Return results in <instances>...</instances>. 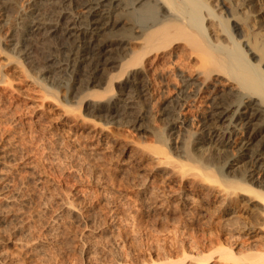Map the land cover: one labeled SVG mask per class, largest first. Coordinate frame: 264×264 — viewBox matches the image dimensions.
Instances as JSON below:
<instances>
[{"label":"rangeland","instance_id":"1","mask_svg":"<svg viewBox=\"0 0 264 264\" xmlns=\"http://www.w3.org/2000/svg\"><path fill=\"white\" fill-rule=\"evenodd\" d=\"M53 1L17 0L16 11L6 12L8 21H0V173H6L0 179V212L6 217L0 220V264H264L244 259L264 247L259 205L245 195L223 199L210 179L182 174L156 152L160 143L152 127L181 125L170 131L181 146L186 134L196 132L195 115L204 109V103L187 107L182 124L164 113L181 85L175 72L167 74L156 63L145 96L137 98L118 60L86 85L70 67L45 73L34 64ZM28 2L33 6L22 11ZM218 2L215 9L233 32L230 3L236 0H221L223 8ZM64 6L72 15L80 7L74 0ZM238 14L245 15V8ZM10 32L16 35L10 38ZM47 37L60 42L57 35ZM23 41H29L25 50ZM108 82L109 95L102 92ZM58 83L71 86L64 94ZM92 92L114 101L132 96L135 112L145 115L135 122L120 113L97 115L87 104L104 100ZM219 246L234 259L219 258Z\"/></svg>","mask_w":264,"mask_h":264},{"label":"bare ground","instance_id":"2","mask_svg":"<svg viewBox=\"0 0 264 264\" xmlns=\"http://www.w3.org/2000/svg\"><path fill=\"white\" fill-rule=\"evenodd\" d=\"M70 1L55 0L51 4L48 12V16L51 14L50 21L43 29L47 33L42 41L44 48L37 51L34 64L45 73L61 69L62 65L70 67L79 77L77 81L86 85L97 80L96 74L102 73L108 64L118 60L121 62L118 64L119 71L125 73L123 81L129 82L135 91L138 89L137 98H143L149 73L153 72L156 63H162V70L176 73L181 84L175 97L169 101L171 109L168 104L164 113L182 124L189 107L198 108L204 103V109L195 115L196 132L190 133V136L186 134L188 136L181 146L178 145V137L171 138L170 134L171 130L175 127L179 129L181 125L177 126L174 122L176 125L164 127L167 131L151 126L154 137L156 134L160 143L156 152L162 155L161 162L174 161L172 163L179 165V172L185 174L191 171L190 175L193 173L201 182L210 179L213 185H217L223 199L231 194L245 195L259 205L257 211L264 223L263 0L230 3V15L235 23L233 29H240L239 37L230 29L228 18L222 17L215 9L218 0L214 4L212 0H74L80 6L75 15L63 10L66 2ZM225 2L219 0V7L221 3L223 8ZM31 6L32 2H28L22 11L31 9ZM16 7L17 0H0V21L4 22L9 16L6 12L11 9L16 11ZM238 8H245V15L241 17ZM246 13L251 14L250 21ZM2 27L0 23V41L3 38ZM15 35V32L7 34L10 38ZM50 35L59 36L60 42L57 40L58 44H52V39L49 37V41L47 37ZM28 42H22L23 50ZM115 52L119 53L117 59L111 56ZM167 59L169 63H164ZM16 60L21 63L20 59ZM65 85L58 83L57 87L64 88L61 90L66 93L71 84ZM106 85L102 92L113 89L108 87L109 82ZM89 95L104 100L103 103L92 101L87 104L97 115L120 113L119 117L126 122H135L145 115L135 112L132 96L131 100L120 98L114 101L100 92ZM112 103L116 105L112 107ZM174 151L179 156L178 160L177 155L172 156ZM0 179L5 180L6 173H0ZM9 201V198L4 199L5 203ZM4 217L5 214L0 212V220ZM219 248L216 249L219 258L234 259L228 248ZM258 249L248 253L244 259L264 262V247ZM208 260L206 258V262Z\"/></svg>","mask_w":264,"mask_h":264}]
</instances>
